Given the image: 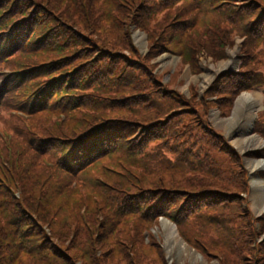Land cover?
Listing matches in <instances>:
<instances>
[{"label":"trees","instance_id":"trees-1","mask_svg":"<svg viewBox=\"0 0 264 264\" xmlns=\"http://www.w3.org/2000/svg\"><path fill=\"white\" fill-rule=\"evenodd\" d=\"M66 2L68 7L71 1ZM133 2L134 0H120L117 3L119 8L115 10L112 7V13H107L108 15L111 13L108 17V26L112 23L110 18L113 15L115 19L111 33H115L116 23L122 29V33L114 35V44L118 47L107 45L105 41L97 38L95 33L99 32L102 25L94 19L97 12L96 2L83 0L81 4L78 2L77 13L90 17L94 34L88 31L84 35L77 30L69 33L68 30L53 28L51 26H59L54 19L48 27L49 21L44 19L37 29L32 26L30 40L25 48L20 45L18 49H23L21 50L23 52L11 54L8 63L0 59L2 71L20 66L32 57L36 59L41 57V63L31 65L30 71L23 76L20 85H16L14 80L9 81L0 93V116L6 114L7 117L1 125L12 134L9 142L0 134V158L19 149L27 150L24 154H15L14 158L19 156V163L14 162L18 165L16 167L14 164L15 169L9 168L8 164L0 169V179L7 186L0 185V264H144L145 261L148 263L149 259L153 260L155 255L162 262L163 253L158 240L149 235L150 229L158 224L160 217L174 223L181 238L207 257L216 258L222 261L221 264H227L230 259L235 263L232 256L238 254L239 243H234L240 241L239 235H245L244 230L237 231L234 227L231 233L222 225V231L216 230L220 232V240L213 239L210 245L203 238L201 242L200 232H194L193 228L200 227L197 223L199 220L210 223L211 215H206L208 205H205V202L214 204L219 201V205L226 204L227 207L232 196L240 199L241 195L234 194L239 188L233 185L236 181L234 177H241V184H245V172L240 168L241 158L230 148L226 140L207 124V112L214 106L228 112L226 109L231 108L234 99L241 92L251 90L252 83L256 88L259 86L258 90L264 95V76L255 83L254 75L259 72L253 73L252 69H248L256 57V53L250 49L260 47L259 53L264 52V0H141L139 5ZM18 5L26 6V2L0 1V30L5 31L14 26L13 42L20 38L19 33L26 34L23 30L26 24L20 25V21L22 17L26 20L29 17L26 8L17 10ZM8 6H13L14 9L10 10ZM206 6L209 10L217 12L214 15L218 20L226 22V29H237L235 32L243 35L244 44L248 49L244 48V55L241 58L242 69L240 68L238 73H225L213 83L214 88H210L207 98L214 97V101L206 97L201 99L200 103L197 100L188 101L178 96L173 89H167L168 94L166 92L161 95L164 97L175 95L181 98V105L186 110L177 115L198 117L195 125L189 126L193 137L184 138L179 142L181 138L178 133L166 137L163 135L165 130L162 129L161 135H154L161 141L158 146L168 145L174 140L184 147H196L195 152L198 153L199 150L200 156L206 159V170L202 174L200 171V179L212 180V185L186 188L181 185L182 179L174 177L177 169L170 165L173 160L169 155L164 151L161 153L148 150L150 138L147 139L148 142L130 141L131 135H135V139L139 133L138 139L145 137L154 124H161L167 129L170 119L177 115H169L164 119L157 118L148 124L140 122L136 124L122 117L104 115L98 112L104 109L99 102L102 98H110L109 90L107 94L102 92L91 98L84 97L85 91H80L79 88L84 86L86 81L82 84L78 81L92 74L86 88L103 82L100 87L109 89L114 87L120 95L122 92L120 87H123L133 91L124 94V97L135 101L138 109L142 107L152 110V100L149 97L145 98V94L135 93V90L139 88L141 78L152 84L153 82H150L154 77L150 71L143 72L135 64V59L125 54V51H129L132 52V56L137 55L129 31L125 33L126 27L129 29L133 26L139 31L145 30V27L153 28L149 39L150 49L146 55V58L152 59L162 44L167 43L164 38L168 36L167 30L162 31V27L167 23L166 18L171 19L173 13L174 16L185 17L168 24L171 25L170 29H177L178 32L176 54L183 59L184 65H190L192 68L197 65V57L194 52L188 50V34L190 30L197 31L200 51V29L197 19ZM187 16L191 17L187 19ZM213 19V23L217 21L216 18ZM244 20L247 25L242 30L241 23ZM50 27L62 30L69 41L60 44L45 43L50 37L52 40L53 38L60 40V34L55 31L45 35ZM79 29L82 32L83 27ZM39 34L43 35L40 37L41 41L36 43L35 38ZM156 38L157 41H154ZM224 39L228 41L227 34H224ZM226 44L224 41L217 47L220 45L224 50ZM165 46L162 48L167 50ZM121 48L124 51H121ZM120 63L130 64L124 69L121 77H113L111 73ZM112 80L117 82L112 84ZM120 80H124V83L121 84ZM34 92L41 94L43 100L36 101L30 106L28 122L8 117L7 112L12 110L10 108L15 99L18 100L19 93L29 97ZM11 95L13 101L10 100ZM262 116L264 119V114ZM263 119L256 122L259 133L261 127L264 131ZM49 124L52 126L48 127ZM54 125L64 127L63 139L56 135ZM29 126L33 134L39 133L38 139L32 141L29 139L31 133L23 132V128L29 131ZM137 128L140 129L138 133ZM5 130L3 131L7 132ZM132 142L137 143L140 149L129 146ZM192 150L183 154L185 161L189 155H196ZM213 151L215 152L211 155ZM220 153L224 154L223 159L227 160V163L218 160ZM44 159L49 160L51 166L43 165ZM154 175L159 176L158 183L153 181V185L142 184V176L149 179ZM188 176L186 181L196 178ZM222 179L225 181H221ZM223 182L224 188L234 190V193L220 191L224 188H218L217 184L221 185ZM215 183L216 186H213ZM244 188L247 190L246 185ZM201 205L204 209L200 208ZM239 208L240 206L237 209ZM224 211L222 207L214 210L220 217ZM246 216L252 221V217ZM248 231L252 237L254 232L251 228ZM187 233L195 238H191L192 242ZM145 235L149 236L151 242L147 246L144 244ZM227 244L230 246L225 247ZM145 248L149 249V253L144 254ZM245 252H242L243 260ZM207 257L206 259H209Z\"/></svg>","mask_w":264,"mask_h":264},{"label":"rangeland","instance_id":"rangeland-1","mask_svg":"<svg viewBox=\"0 0 264 264\" xmlns=\"http://www.w3.org/2000/svg\"><path fill=\"white\" fill-rule=\"evenodd\" d=\"M26 2L25 5H21L22 8H26L25 11L29 12V17L27 20H31L33 22V28H38L41 23L44 22V19H48V27L51 26V21L54 19L57 23H59L55 26H51L53 28L57 27L62 30H68L69 33L75 32L77 30L78 33L86 35L88 31H90L91 34H94L93 27L90 25L92 21H89V18L87 15H82L77 13L78 2L81 4V1L83 0H70L71 4L67 6V0H22ZM28 1V2H27ZM120 0H95V7H97V12L94 16V19L101 24V28L99 32L97 31L95 35L97 36L100 41H105L107 45L110 46H116L114 44V35L116 36L118 33L121 32V26H119L118 23L115 24V33H111L112 30V24L115 23L114 15L110 18V25L108 26V17L111 15V8L113 7L115 10L119 8L117 3ZM28 3V4H27ZM86 3V2H85ZM141 3V0H134L133 4L139 5ZM107 6V8H106ZM181 8L182 6L179 5ZM180 7L178 9H180ZM125 8V7H122ZM111 12L109 15L107 13ZM217 12H213V10H209L206 7H204V10L202 11V15L197 19V25L200 29V51L198 49V40H197V31L190 30V33L188 34V50L190 52H194L195 57L198 59V51L200 55V61L197 65H194L192 68L190 65L188 67L184 68V61L183 59L179 58V56L176 54L175 51V45L178 42V32L177 29H170L171 25L168 24L169 22L176 21L180 18H185L181 16H174L175 13L172 14V18H166V26L162 27L163 30H167L168 36L164 37L166 42L165 44H162V47H167V50L160 47L158 50L157 55L152 57V59L146 58V53L150 49V36L152 34L151 31H153V28L151 27H145V30L139 31H133L132 36L134 38L135 43L138 45L139 48H135L136 56H132V52L125 51V54L128 55L127 57H130L131 59H135V64L138 65L143 72H148L152 74V77H154L149 84L147 83L144 78H141L139 80V88L135 90V93L139 94H145V98L149 97L150 100H152V107L153 109H143L142 107H139V109L135 106V101H133L131 98H125L124 94L126 93H132L133 91L123 89V87H120V95L116 91V88L109 89V87H100L103 82H97L96 86H92L90 88H86L88 83L87 81H91V75L88 77L81 78L78 82L83 83L85 82V85L79 88L80 91H85L84 97L91 98L97 93L99 95L103 92L104 94H107V91L109 90L110 98H102V101L99 102L100 106L103 107V111L98 110V112L103 113L104 115H109L110 117L116 116V117H122L123 119L130 120L136 122L142 123V124H148L152 120H155L157 118L164 119L165 117H168L169 115H177V113H180L183 110H186L181 105V98H185L188 101L197 100L198 103H200V100L206 97V99L215 100L214 97L207 98L210 90L214 88L212 86V83H215L216 77L221 74L223 71L227 70H237L241 68V59L244 55V48H247V46L244 44L245 38H243V35L237 34L234 29H226V22L224 20H218V18L214 15ZM184 14V13H183ZM191 16H187V19H189ZM121 18V15H120ZM160 18V16H159ZM213 18H216L217 21H214ZM222 18V17H220ZM158 19V18H157ZM156 19V20H157ZM237 20V19H236ZM71 21V22H70ZM76 22V24H75ZM78 26L79 28L83 27L82 32L81 30L74 26ZM156 24V23H155ZM153 24V26H155ZM121 25V23H120ZM132 25V23L130 24ZM247 24H245V20L241 23L242 30L245 28ZM49 28L45 33L47 35L51 31H55L58 34H60V40L57 41V38L50 37V39H47L45 43H52V44H60L64 42H68L69 38H67L66 34L63 35L61 32L62 30L58 29H52ZM239 27V24H238ZM52 29V30H51ZM133 29V27H132ZM129 30H131V26L128 29L126 27L125 33H127ZM93 32V33H92ZM114 32V31H113ZM160 33V32H159ZM224 34H227L228 41L224 39ZM41 35L39 34L37 38H35L36 43L41 41ZM90 37L87 36V38ZM191 37V38H190ZM40 38V39H38ZM187 38V35H186ZM176 39V42H174ZM185 39V38H183ZM157 41V38L156 40ZM227 42V47L221 49L220 45L222 42ZM148 42V43H147ZM153 42V40H152ZM232 42V44H230ZM43 43V42H42ZM134 43V42H133ZM219 45V47H217ZM45 44L43 43V46ZM245 45V46H244ZM37 47V46H36ZM34 46V48H36ZM125 47L126 46H122ZM237 47V48H236ZM236 48V49H235ZM258 49H250L253 50L256 53L255 59L252 61V63L249 64L248 69H252V72H259L254 75L255 83L259 81V79H262L264 76V52L263 54L259 53ZM139 49L141 50L142 54H146L145 56H140ZM248 49V48H247ZM121 51L122 50L121 48ZM223 56H225L223 58ZM141 57V58H139ZM127 58V59H130ZM31 59V58H30ZM28 60L24 62L26 66L28 64L30 65H38L41 63V57H38V59L32 57L31 60ZM259 59V62L257 60ZM136 61H141V63H136ZM228 62H231L227 65ZM130 63H120L116 70L112 72L111 74L113 77H121L124 74V69H126L129 66ZM232 65H234L232 67ZM223 69V70H221ZM242 69V68H241ZM149 73V72H148ZM155 79V80H154ZM117 81L112 80V84H115ZM121 84L124 83V80L119 81ZM212 84V85H211ZM215 85V84H214ZM73 86V85H72ZM122 86V85H121ZM78 87V86H77ZM100 87V91H99ZM212 87V88H211ZM211 88V89H210ZM92 89V90H88ZM167 89H173V91H176L175 93L179 94L177 97L175 95L164 97L161 96L162 94L166 93ZM259 86L252 83L251 90L250 91H244L243 93H240L237 98L234 99L231 109L226 112L224 109H218L217 106H214L213 109H211L207 114V124L216 130L219 133V136L224 138L226 140V143L230 145V148L237 151L238 156L241 158L242 165H240L241 170L244 169L245 174H248V178L244 174V181L247 186H250V190H245L244 185L241 184V177H234L236 181H234L233 185H237L238 191L234 193V190H230L229 188H224L223 184L225 182L221 183V185L217 184L218 188H224V190H220L222 192H230L234 193L236 195H241L240 199L235 198V196L231 197V201H228L227 207L225 205H219V201L212 204L210 202H205V205H208V209L206 212V215H211L209 222L205 220H199L197 221L199 228H193V231L200 232V241L202 242V238L206 240V242L210 243V245L213 242V239H219L220 232L222 231L221 227L222 225L225 226L231 233L233 232V228L236 227L237 231L244 230V236L239 235L240 241H235L234 244H238L239 250L238 254L235 253L232 258L234 259L235 263L232 259L231 261H228L227 264H262V258L264 259V184L261 185L258 190L255 187V184L258 182L264 183V169H260L259 172H256V169H252L253 166H255L254 163H257L258 161H264V131H262L261 127V133L257 132V120L263 119L264 114V95L258 90ZM74 90V89H73ZM207 92V93H206ZM168 94V92H167ZM117 96L116 98L113 97ZM149 95V96H147ZM206 95V96H205ZM242 95L250 96L251 98L255 99L254 102H246L243 104L238 105V102ZM182 98V99H183ZM194 103V102H192ZM200 110V108H198ZM129 112V114H128ZM235 112H237L235 114ZM225 113V114H223ZM190 117V118H189ZM198 117H191V116H182L177 115L170 119L168 122L169 125H167V129L162 127L161 124L157 125L154 124L151 129H149V133L145 137L135 139V135L130 137V141H136V140H144L148 142V138H150L149 144H148V150H156L158 152H166L167 155H169L170 159L173 160L170 164L171 166L175 167L177 169V173L175 174V178L182 179L181 185L186 188H200L201 186H207L212 185V180H203L200 179V171L201 174L206 170V159L200 156V151L198 150V153L196 151V147H184V145H180L179 142L182 141L184 138L193 137V133L190 134L189 126H194ZM0 120H7L6 114L3 116H0ZM248 120L253 121V127L251 136L255 137L258 142L254 141L252 143L247 142V138L244 136V132H242V128L246 126V123ZM264 120V119H263ZM3 122V121H2ZM200 123V119L198 121ZM264 125V124H263ZM51 127L52 124H49L48 127ZM4 128V127H3ZM54 128L56 129L55 133L58 136V138L63 139V134L65 132L64 127H59L54 125ZM161 129L165 130L164 136H171L174 135V133H178L180 136L179 142H175L174 140H171L170 143L167 145H161L158 146L161 141H158L154 135H161ZM30 131V137L29 139L34 141V139H38L39 133L33 134L31 132V127L29 126ZM140 131L139 128L136 129V132L138 133ZM167 132V133H166ZM141 135L142 132H141ZM247 145L251 146V148L246 149ZM129 146H132L135 149H140L137 143L132 142ZM193 150H192V149ZM246 149V150H245ZM192 150V153H195L196 155H189L188 159L183 156V154H186L185 151ZM259 150V153H253V151ZM24 149H19L13 153H8L0 158V169L5 168V164H8L9 168L14 167V162H18V157L14 158L15 154L17 153H26ZM213 151L211 155L214 153ZM29 154V152L27 153ZM22 157V156H21ZM218 160L223 162L224 164L227 163V160L223 159L225 158L223 153H220V156L217 157ZM197 159V160H195ZM165 161V160H164ZM163 161V162H164ZM19 163V162H18ZM42 164L45 166H48L50 164L49 160H42ZM16 167L18 166L15 164ZM166 166H168L165 163ZM198 168V169H197ZM15 169V167H14ZM252 169V170H251ZM239 170V169H238ZM141 172V170H139ZM196 172V173H191ZM199 172V173H197ZM188 175L196 176L193 180L186 181L188 179ZM258 177H257V176ZM180 177V178H179ZM1 178V177H0ZM141 180L143 181L142 184L145 185H153L154 183H158L159 176H153L152 178H145L144 176L141 177ZM185 181V182H183ZM225 181V180H221ZM0 185L7 187L4 181L0 179ZM216 186V183L213 185ZM1 188V187H0ZM238 197V196H236ZM239 201H236V200ZM200 206L201 209H204ZM224 206V207H223ZM240 206L239 209H237ZM223 208L225 211L222 214V217L218 215L217 212H214V210L218 208ZM227 214V216L224 217V215ZM249 215L250 218L252 217V221H250L246 216ZM204 216V215H203ZM167 220V221H166ZM158 224L156 226H153L150 229V233L154 239L158 240V244L160 245L163 253L162 262L159 260V258L154 256L153 260H148V263L144 262V264H221L222 261H219L216 258L207 257L206 254L199 251L196 247L192 246L188 241H185L181 236L179 235V230L175 226V230L172 227V223L169 219H162L161 221H157ZM248 222V223H247ZM168 226H167V225ZM211 225V226H210ZM249 225L251 230L254 232V235L251 237L249 234ZM210 226V230L208 227ZM206 231V233H204ZM133 230H131V233ZM191 233V232H190ZM190 233H187L189 235ZM223 233V232H222ZM224 234V233H223ZM145 241L144 244L146 246L148 244H151L150 240L148 239L149 236L145 235ZM191 238L193 236L189 235V239L191 241ZM195 239V238H193ZM229 239V238H228ZM231 241V240H230ZM192 242V241H191ZM231 244V242H230ZM230 244H227L225 247L230 246ZM221 245V242H220ZM181 247V248H180ZM243 247V250H242ZM144 254L149 253V249L145 248ZM245 252L244 254V260H243V254L242 252ZM209 258V259H206ZM80 264V263H77Z\"/></svg>","mask_w":264,"mask_h":264},{"label":"bare ground","instance_id":"bare-ground-1","mask_svg":"<svg viewBox=\"0 0 264 264\" xmlns=\"http://www.w3.org/2000/svg\"><path fill=\"white\" fill-rule=\"evenodd\" d=\"M231 62H228L227 63V65L228 64H230ZM232 64V63H231ZM234 65H232V67H233ZM221 70H223V69H221ZM254 102L255 101V99H253V98H251L250 96H247V95H242V97L240 98V100H239V102H238V105L237 106H239V104H241L242 102H243V104L244 103H246V102ZM237 112H235V114H236ZM251 126H252V121L251 120H248V122L246 123V126L244 127V128H242V132H244V136L247 138V142L248 143H252V142H254V141H256V142H258V140L255 138V137H252L251 136V132H252V129H251ZM249 148H251V146H249V145H247V147H246V149H249ZM245 149V150H246ZM250 150V149H249ZM255 164V166H253V168L252 169H256V170H259V169H264V161H258L257 163H254ZM251 169V170H252ZM264 183L263 182H258V183H256L255 184V187H256V189L258 190V188L261 186V185H263ZM264 194V193H263ZM167 225V224H166ZM168 226V225H167ZM181 248V247H180Z\"/></svg>","mask_w":264,"mask_h":264}]
</instances>
